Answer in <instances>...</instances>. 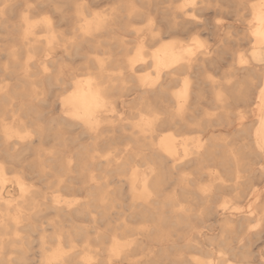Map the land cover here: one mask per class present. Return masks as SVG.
Returning <instances> with one entry per match:
<instances>
[{
  "label": "bare ground",
  "instance_id": "6f19581e",
  "mask_svg": "<svg viewBox=\"0 0 264 264\" xmlns=\"http://www.w3.org/2000/svg\"><path fill=\"white\" fill-rule=\"evenodd\" d=\"M57 1L0 0V264H264V0Z\"/></svg>",
  "mask_w": 264,
  "mask_h": 264
},
{
  "label": "rangeland",
  "instance_id": "374dc122",
  "mask_svg": "<svg viewBox=\"0 0 264 264\" xmlns=\"http://www.w3.org/2000/svg\"><path fill=\"white\" fill-rule=\"evenodd\" d=\"M82 1V2H81ZM92 1V2H91ZM98 1H99V3H98ZM123 1V2H122ZM86 2V3H85ZM85 2H84V0H79V2L78 3H82V4H84V8H85V10H87V12L88 11H97V12H104V11H109L110 9H111V7L112 8H114V6H115V8L114 9H118V11H117V13L118 14H120V15H125V14H127V4L130 2L129 0H85ZM97 4H96V3ZM136 2V4L137 5H140V6H142V5H144L143 4V1H141V0H137V1H135ZM89 5H88V4ZM115 3V4H114ZM139 3V4H138ZM55 4L56 5H61V6H63V4L60 2V1H57L56 0V2H55ZM96 4V5H95ZM89 6H90V8H89ZM127 6V7H126ZM65 7H66V5H65ZM99 8V9H98ZM99 10V11H98ZM119 10L121 11V12H119ZM71 12V11H70ZM45 13L46 14H48V15H54V13H53V10L52 9H46L45 10ZM88 14H89V12H88ZM42 17L41 15H38L37 17ZM89 17H91L90 15H89ZM122 20H123V18H122ZM124 20H127V17H125V19ZM138 25V27H144V25H145V23L144 22H139V23H137ZM142 25V26H141ZM65 26V27H64ZM142 27V28H143ZM67 28V29H66ZM113 28H115V29H112V27H105L104 29H108V30H124V29H120V26H118V24L117 25H115ZM59 29L60 30H70V27H69V24H66V25H62V26H59ZM104 29H102V30H104ZM2 31V30H1ZM1 31H0V33H1ZM3 33V32H2ZM1 35V40H0V66H4L5 64H7V63H9L10 62V60L8 59V57L7 56H5V49H7V47H9L12 43H11V41L7 38V36H6V34H5V36H4V34L2 35V34H0ZM129 36L127 35H125L124 36V39L125 40H131V38L129 37ZM5 40H7V41H5ZM3 42V43H2ZM6 42H7V44H6ZM1 50H2V52H1ZM1 53H3V54H1ZM46 55H47V52L46 51H40L39 52V57H42V58H45L46 57ZM91 56H95L94 54H92ZM22 57V56H21ZM38 57V56H37ZM25 58H22V60H24ZM2 61H5V63H3ZM79 62H75L76 64H77V67H80L81 65L80 64H82L83 62H80L81 60L79 59L78 60ZM68 63H70L69 62V60H68ZM68 63H67V61H65V65H68ZM75 63L73 64V65H75ZM70 65V64H69ZM71 65H72V63H71ZM72 65V66H73ZM75 67V66H74ZM32 70H36V68L35 67H33L32 68ZM78 73H80V74H83L84 73V71H82V70H79L78 71ZM5 81V80H4ZM6 81H9V82H11V83H14V81L15 80H13V82H12V79H10V78H7V80ZM6 81L5 82H0V85L1 84H4V83H6ZM90 140H82V142L83 143H88ZM49 147V146H48ZM36 156H30L29 158H28V162H30V160L31 159H33V160H36ZM33 160H31V161H33ZM143 168H145V166L143 167ZM176 175H174V177H175ZM204 181H205V179H204ZM186 182V181H185ZM12 184H13V187H11L12 186ZM115 184V185H114ZM114 184H112V185H114V186H110V188L109 189H115L116 187H118L119 186V184H116V183H114ZM168 186H166L165 185V187H168L167 188V192H171V190L173 189V187L171 186V185H169V184H167ZM192 185V184H191ZM190 185V186H191ZM170 186V187H169ZM9 187H10V189H9ZM37 187H43V185L41 186V184L40 183H37ZM70 189V190H69ZM69 189H62L61 190V193H63L64 195H66V196H68V197H74V196H78V197H81L82 199L83 198H89V197H91V195L90 194H88V192H86V191H83V193H82V190L81 189H78V188H69ZM75 191H73V190ZM6 190H9L10 191V194H8V198H11V199H15V201L17 200V199H19V192H18V190H17V187L15 186V184L11 181V183H10V181H8L7 183H6ZM15 190V191H14ZM121 190V189H120ZM49 191V192H48ZM69 193H68V192ZM72 191V192H71ZM121 191H123V192H121ZM121 191H119V193L117 192V193H115V194H118V195H114V194H110L109 195V193H107L106 195L108 196V200H112L113 198L114 199H119L118 201L120 202V199H121V202H122V204H121V202L119 203V205H121V207H122V205L124 204L125 205V202H127V204L129 203V200L127 199V198H125L126 196L128 197L129 196V194L126 192V190L124 189V190H121ZM173 191V190H172ZM16 192V193H15ZM42 192H46V189H44V190H42ZM47 192H48V195L50 194V196L51 195H55V194H58V193H52L53 192V190L52 189H48L47 190ZM79 193V194H77V193ZM125 192V193H124ZM74 193V194H73ZM83 194V195H81V194ZM124 193V194H123ZM17 194V195H16ZM77 194V195H76ZM120 194V195H119ZM126 195V196H125ZM111 196H112V198H111ZM123 197V198H121V197ZM125 196V197H124ZM124 199V201H122ZM126 199V200H125ZM99 200V199H98ZM109 201V202H110ZM116 203V202H115ZM118 203V202H117ZM118 205V204H117ZM126 207V205L124 206V208ZM111 209H108L107 210V207L105 208L106 209V211L104 212V214H102V215H100V214H97L98 213V211H95L94 212V214L96 215V216H99L98 217V225H99V227H100V232H104L105 230H108L111 226H113V224L115 225V224H117V223H119V222H121L122 220H123V217H125V216H123L122 217V219H121V221H120V216H119V213L118 212H120L121 210L123 211V209H120V207H110ZM112 209H114V210H117V211H112ZM118 209H119V211H118ZM110 210V211H109ZM109 211V212H108ZM128 213V212H127ZM114 214V215H113ZM109 216H110V218H109ZM100 217H101V219H100ZM116 218H119V219H116ZM111 219V220H110ZM111 221V222H110ZM85 222V223H84ZM110 223V224H108V223ZM114 222V223H113ZM78 223L80 224V225H83V226H87V227H91L92 225H93V223H92V221H90L88 218H84V217H81L80 218V220H78ZM86 223H88V224H86ZM113 223V224H112ZM102 224V225H101ZM105 224H106V227H105ZM107 224H108V226H107ZM104 225V226H103ZM110 225V226H109ZM50 231V230H49ZM49 231H47V233L49 232ZM32 240L33 239H35V241H36V244L35 243H33V244H35V245H37L33 250H31L30 249V251H29V257H28V260L30 261L31 259H32V261H28L30 264H36V263H38V262H40L39 260H40V257L38 256V255H36L35 254V252L36 253H38V251H39V246H38V238L36 237V238H31ZM35 250V251H34ZM33 253H32V252ZM35 257V259H33ZM29 258H31V259H29ZM36 260V261H35ZM38 264H40V263H38Z\"/></svg>",
  "mask_w": 264,
  "mask_h": 264
},
{
  "label": "snow or ice",
  "instance_id": "6c2138e0",
  "mask_svg": "<svg viewBox=\"0 0 264 264\" xmlns=\"http://www.w3.org/2000/svg\"><path fill=\"white\" fill-rule=\"evenodd\" d=\"M202 46V45H201ZM243 62V61H242ZM262 150H264V146H262Z\"/></svg>",
  "mask_w": 264,
  "mask_h": 264
}]
</instances>
